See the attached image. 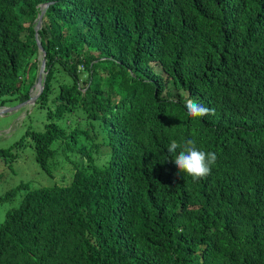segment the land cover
<instances>
[{"label":"trees","instance_id":"16d2710c","mask_svg":"<svg viewBox=\"0 0 264 264\" xmlns=\"http://www.w3.org/2000/svg\"><path fill=\"white\" fill-rule=\"evenodd\" d=\"M36 40L44 113L16 151L44 168L91 119L102 142L61 157L65 181L0 195L25 189L0 264H264V0H0V105L29 96ZM189 139L218 156L199 181L167 152Z\"/></svg>","mask_w":264,"mask_h":264},{"label":"rangeland","instance_id":"374dc122","mask_svg":"<svg viewBox=\"0 0 264 264\" xmlns=\"http://www.w3.org/2000/svg\"><path fill=\"white\" fill-rule=\"evenodd\" d=\"M39 64V63H38ZM35 71V75L37 73ZM31 73L33 70L31 69ZM34 85L29 87L30 94H35L36 85L35 78L33 80ZM15 96H11L3 102L0 107L6 108L3 112H0V149L11 146L8 151V156L0 155V195L6 190L11 189L19 182L26 183L29 187L47 186L53 183H61L66 178L62 177V173L70 168L69 162H61V157L68 156L75 147L83 143L86 146L95 147V143L102 142V129L100 121L91 119V124L88 125L87 139L78 137L75 142H69L63 149L58 151L60 157H52V159L46 163L45 167H40L34 160L33 153L26 145L27 141L23 142L22 147L16 151L14 142L23 134L27 128H38L41 125V118L43 116V110L32 106L31 101L23 103L17 102L14 99ZM77 122L83 127L85 120L79 115H72L67 119V124L76 125ZM104 148V147H102ZM15 158L10 159L11 155H15ZM72 165L76 163V160L71 162ZM72 172V170H71ZM69 174V173H67ZM24 188H19L15 194L7 199L0 200V221L4 217V212L7 208L15 207L23 192Z\"/></svg>","mask_w":264,"mask_h":264},{"label":"clouds","instance_id":"9594fccd","mask_svg":"<svg viewBox=\"0 0 264 264\" xmlns=\"http://www.w3.org/2000/svg\"><path fill=\"white\" fill-rule=\"evenodd\" d=\"M40 4L42 6H40ZM47 5L48 1H41L37 3L38 11L35 18L33 19L34 27H36V18L40 8L42 7L45 11ZM184 106L188 115L193 118L215 114V109H210L204 106V104L198 100H194L192 98H186ZM1 108L2 107H0V109ZM178 149L179 152H177ZM167 152L169 154H175V157L172 160L174 161V164L179 172L187 174L188 176L192 177L194 181H199L200 179L206 178L211 173L212 167L218 160V156L214 151H204L198 149L196 142L193 139L187 140L183 145L177 143L176 140H172L167 147Z\"/></svg>","mask_w":264,"mask_h":264},{"label":"water","instance_id":"95a60500","mask_svg":"<svg viewBox=\"0 0 264 264\" xmlns=\"http://www.w3.org/2000/svg\"><path fill=\"white\" fill-rule=\"evenodd\" d=\"M40 6H42L40 4ZM44 9L41 7L40 10H39V13L37 14V20H36V26H38L40 24V21H41V16H42V13H43ZM36 44H37V47L38 49L40 50V57H39V64H38V69H37V73L35 75V85H36V92L35 94H29V96L23 100V101H20V103H23V102H26V101H31L33 102V100L35 99V97L39 94V92L41 91L42 89V82H43V77H44V71H43V63H44V59H43V54H44V50L42 49L40 43L38 40H36ZM34 85V83L30 86L32 87ZM6 110V108L2 107L0 109V112Z\"/></svg>","mask_w":264,"mask_h":264}]
</instances>
